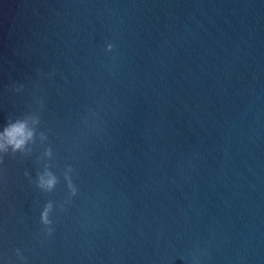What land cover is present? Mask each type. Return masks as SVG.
I'll return each mask as SVG.
<instances>
[{
	"label": "clouds",
	"instance_id": "obj_1",
	"mask_svg": "<svg viewBox=\"0 0 264 264\" xmlns=\"http://www.w3.org/2000/svg\"><path fill=\"white\" fill-rule=\"evenodd\" d=\"M114 49V45L109 43L107 45V51H112ZM42 77L44 74H41ZM55 75V72L47 74L48 79H51V76ZM13 91L19 93L24 90L23 84L13 83L11 85ZM33 100H39L40 111L32 112L30 115L25 114L21 117H17L13 120H9V122L3 127V130L0 131V152H7L10 148L12 153L16 152H24L29 143H35V138L39 134L40 137L47 139V134L43 131L38 133V126L42 122L41 113L44 111L45 105L44 100L41 97H37L33 95ZM31 107V105H29ZM47 154L49 156L52 155V148L49 147L47 150ZM3 157H0V162H2ZM73 173L74 168L71 165L66 166L64 179L66 181L67 187L69 189L70 197L66 203L70 202V198L77 195L78 189L73 183ZM25 175H28L25 173ZM47 179L44 175H39L38 179V188H43L48 192H52L55 190L58 185L59 178L51 172L46 173ZM54 210V202L49 200L43 207L40 213V223L43 225L42 232L45 236H51L53 234L52 224L53 221L50 219ZM59 210L63 211V205L59 206ZM16 255L23 262L24 257L21 254L19 249L16 250Z\"/></svg>",
	"mask_w": 264,
	"mask_h": 264
}]
</instances>
